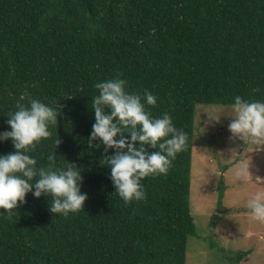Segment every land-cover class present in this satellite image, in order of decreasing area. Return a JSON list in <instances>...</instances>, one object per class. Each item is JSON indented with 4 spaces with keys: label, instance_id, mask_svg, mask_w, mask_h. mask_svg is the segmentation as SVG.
Returning a JSON list of instances; mask_svg holds the SVG:
<instances>
[{
    "label": "trees",
    "instance_id": "trees-1",
    "mask_svg": "<svg viewBox=\"0 0 264 264\" xmlns=\"http://www.w3.org/2000/svg\"><path fill=\"white\" fill-rule=\"evenodd\" d=\"M117 74L129 91H151L152 115L169 113L187 134L167 174L144 177L145 198L127 204L100 163L113 150L88 143L94 85ZM235 95L264 99V0H0V131L28 97L57 108L52 136L31 154L38 165L50 153L75 163L87 194L67 216L31 192L11 215L0 208V264H186L188 241L199 238L195 105H231ZM12 151L11 138L0 141V154ZM223 190L220 176L218 208Z\"/></svg>",
    "mask_w": 264,
    "mask_h": 264
},
{
    "label": "clouds",
    "instance_id": "clouds-1",
    "mask_svg": "<svg viewBox=\"0 0 264 264\" xmlns=\"http://www.w3.org/2000/svg\"><path fill=\"white\" fill-rule=\"evenodd\" d=\"M127 84L120 74L95 83L98 94L91 97L95 122L88 139L93 147L99 146L93 144L98 139L105 153L113 150L100 163L110 168V179L125 204L145 198L142 179L167 174L187 139L186 132L173 124L169 113L153 116L148 110L147 106L157 103L151 91H129ZM58 111L39 98L28 97L27 104L18 102L7 115L10 130L0 131V141L11 138L15 151L0 154V208L9 215L18 201L24 203L29 192L34 197L50 196L52 213L67 216L83 209L87 194L80 190L81 168L66 160L62 165L54 163V153L47 156L46 166L38 165L37 156L31 154L42 139L52 136L51 126H57ZM230 112L228 128L234 135L254 145L264 144V99L248 100L235 95ZM221 114L211 117L218 120ZM146 145L156 150L149 152ZM234 158L241 163L233 169L239 179L243 172L249 173V160L235 154ZM245 207L252 220L264 222V192L255 191Z\"/></svg>",
    "mask_w": 264,
    "mask_h": 264
},
{
    "label": "rangeland",
    "instance_id": "rangeland-1",
    "mask_svg": "<svg viewBox=\"0 0 264 264\" xmlns=\"http://www.w3.org/2000/svg\"><path fill=\"white\" fill-rule=\"evenodd\" d=\"M230 107L195 105L194 139L202 147L192 152L190 213L199 238L188 241L186 264H264V222L252 220L245 207L255 191L264 192V144L254 145L230 131ZM220 112L218 120L211 117ZM234 154L249 160V173L239 179L233 169L241 163ZM220 176L224 190L218 208ZM241 252L245 254L238 257Z\"/></svg>",
    "mask_w": 264,
    "mask_h": 264
},
{
    "label": "crops",
    "instance_id": "crops-1",
    "mask_svg": "<svg viewBox=\"0 0 264 264\" xmlns=\"http://www.w3.org/2000/svg\"><path fill=\"white\" fill-rule=\"evenodd\" d=\"M263 179H264V176H263Z\"/></svg>",
    "mask_w": 264,
    "mask_h": 264
}]
</instances>
